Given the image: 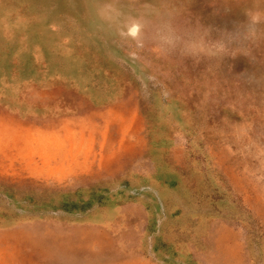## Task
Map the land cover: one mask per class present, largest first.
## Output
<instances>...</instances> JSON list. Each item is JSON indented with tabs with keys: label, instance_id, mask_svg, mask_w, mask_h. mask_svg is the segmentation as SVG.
Listing matches in <instances>:
<instances>
[{
	"label": "rangeland",
	"instance_id": "1",
	"mask_svg": "<svg viewBox=\"0 0 264 264\" xmlns=\"http://www.w3.org/2000/svg\"><path fill=\"white\" fill-rule=\"evenodd\" d=\"M251 11L264 0H0V264H264V17ZM169 30L206 51L167 45ZM125 96L139 107L115 119L122 141L106 129L98 142L90 122L48 128ZM113 139L124 172L77 176Z\"/></svg>",
	"mask_w": 264,
	"mask_h": 264
},
{
	"label": "crops",
	"instance_id": "2",
	"mask_svg": "<svg viewBox=\"0 0 264 264\" xmlns=\"http://www.w3.org/2000/svg\"><path fill=\"white\" fill-rule=\"evenodd\" d=\"M112 104H106V106H102V108H94L92 106H87V115L85 114L84 117H70V116H61L58 119H54L51 123L50 126L48 128H52L53 132L54 130H59L61 132H64L63 129L64 127H75V130L77 128V126L81 125L83 126L84 123L90 122L91 123V130H93V132L95 133V137H97L98 142L100 140V137L103 136V131H106V129H110V131L113 132V134L115 135H120L121 141L123 140V134H124V126L121 127L119 125H117L116 123H118L117 118H121V117H132L135 115V113H137V108L139 107V105L137 103H135V101L133 100V98H129V96H125L119 100H116L115 102H111ZM110 105V106H108ZM108 106V107H107ZM138 106V107H136ZM109 110V109H114L111 110L112 114H110L111 116H114L110 118V121L108 119V122L102 123L99 122V119L102 120V118L98 117L99 115H103L102 114H98L97 112L94 111H101V110ZM93 112V113H92ZM120 114H117L119 113ZM114 114V115H113ZM138 114V113H137ZM98 115V116H97ZM138 116V115H137ZM68 122V123H66ZM72 122V124H70ZM69 124V125H68ZM120 125H123L121 123H119ZM139 125V123H138ZM133 126V125H131ZM134 127H139V126H133ZM95 130H94V129ZM61 129V130H60ZM65 129V128H64ZM139 129V128H138ZM137 129V131H138ZM115 132V133H114ZM139 138V136L137 137ZM132 143H134L133 141H131ZM131 143V145H132ZM118 140L113 139V141H111V143H108V145L106 146V150H105V155H106V160L105 162L100 160V157H96L95 159H92L91 164L90 165H78L76 167L77 169V176H85L87 178H91L89 179L90 181H95L97 183H101L104 182L106 180H108L109 178L112 177H116L118 175H120L121 173L124 172V168H125V162H124V155L125 153H123V147L121 148V150H119L118 148ZM97 152L99 153V150H97ZM129 156L131 155H137L139 156V147L137 146L136 148H132L131 146V151H129ZM128 155V154H127ZM126 155V156H127ZM62 156H66V155H62ZM61 156V158H62ZM128 156V157H129ZM134 156V157H135ZM133 158V157H132ZM63 160V159H62ZM61 162L59 163V166L61 167H65ZM137 167L139 168V165H137ZM62 182L64 180V184H60L61 188H64L69 182H72V180L66 181L65 178L61 179ZM60 180V181H61ZM78 180V179H76Z\"/></svg>",
	"mask_w": 264,
	"mask_h": 264
},
{
	"label": "clouds",
	"instance_id": "3",
	"mask_svg": "<svg viewBox=\"0 0 264 264\" xmlns=\"http://www.w3.org/2000/svg\"><path fill=\"white\" fill-rule=\"evenodd\" d=\"M264 17V13L260 11H251L249 13V20L251 24H256ZM205 38L199 35L180 36L169 30L164 36V42L172 47H181L186 54H197L205 52L207 45L205 44ZM213 47H216L213 45ZM217 51L221 54L226 52V48H217Z\"/></svg>",
	"mask_w": 264,
	"mask_h": 264
},
{
	"label": "bare ground",
	"instance_id": "4",
	"mask_svg": "<svg viewBox=\"0 0 264 264\" xmlns=\"http://www.w3.org/2000/svg\"><path fill=\"white\" fill-rule=\"evenodd\" d=\"M118 28V27H117ZM137 30H139V28L137 26L133 27L131 32L133 35H135L137 33ZM127 31V30H126ZM124 32V31H123ZM227 45V44H226ZM228 49V48H227ZM52 135V134H51ZM184 136V135H183ZM52 157V156H51ZM54 158V157H53ZM45 160V159H44ZM46 161V160H45ZM158 165V164H157ZM159 166V165H158ZM245 208V207H244ZM40 217V216H39Z\"/></svg>",
	"mask_w": 264,
	"mask_h": 264
}]
</instances>
